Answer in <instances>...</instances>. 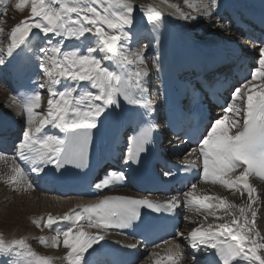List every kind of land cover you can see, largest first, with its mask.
I'll list each match as a JSON object with an SVG mask.
<instances>
[{"label": "snow or ice", "instance_id": "obj_1", "mask_svg": "<svg viewBox=\"0 0 264 264\" xmlns=\"http://www.w3.org/2000/svg\"><path fill=\"white\" fill-rule=\"evenodd\" d=\"M162 2L172 11L165 14L152 4L138 6L135 0H18L14 8L28 6L30 15L6 34L0 28V36L8 41L6 48H0V71L7 69L22 81L21 89L10 95L22 121L10 164L7 154L0 153V160L9 164L4 178L9 187H36L32 174L37 179L74 171L85 176L91 168L95 134L106 123L123 122L129 127L119 168L105 167L89 186L101 192L127 183L126 170L143 162L160 131L154 120L157 107L149 98L153 88L146 50H134L132 45L147 39L145 32L154 34L151 39L160 45L161 30L177 21L206 20L227 27L221 23L219 0H183L190 12L168 0ZM231 54L241 58L235 51ZM253 54L244 82L229 86L223 114L209 119L202 130L194 129V140L185 133L186 142L197 145L187 155L196 159H186L177 169L199 170L202 181L239 193L241 204L220 195L197 194L195 183L162 201L104 196L62 215L49 213L33 221L37 227L55 226V235L50 240L41 236L40 243L54 248L62 244L66 264H103L96 257L103 254L105 233L125 234L141 224L150 228L148 218L154 214L174 220L183 208L202 216L204 222L187 233L177 225L174 235L169 233L173 238L161 241L165 254L154 243L143 264H181L186 248L193 254L190 264H264V234L257 228L261 193L250 182V177L264 181V41L253 46ZM161 68L160 60L153 58L151 69ZM197 88L202 92L203 83L192 84L194 92ZM133 112L139 113L135 125ZM11 118L0 116V121ZM179 147L173 145L174 154ZM163 178L174 174L165 171ZM209 217L212 222L205 223ZM185 223L192 221L186 217ZM147 242L142 238L139 243ZM123 247L135 250L138 244ZM0 264H51V258L38 255L24 237L5 240L0 235Z\"/></svg>", "mask_w": 264, "mask_h": 264}, {"label": "bare ground", "instance_id": "obj_2", "mask_svg": "<svg viewBox=\"0 0 264 264\" xmlns=\"http://www.w3.org/2000/svg\"><path fill=\"white\" fill-rule=\"evenodd\" d=\"M8 2V0H6ZM220 2V8H219V16H220V11H222V7H224L226 0H219ZM136 5H148L152 4L157 6L160 9H163L165 14L169 13L172 11L171 8H168L162 0H135ZM168 3H176L179 4L181 9L185 12H190L191 9H188L184 3L183 0H168ZM1 7H4L5 4H0ZM0 7V8H1ZM194 14V13H193ZM216 17H213V20H215ZM221 23L225 24L227 27L226 28H219L216 24L214 23H209L206 20H201L199 23L193 24L191 22H185V21H177L173 24H169L166 29L169 30L168 28L171 29L172 34L176 38V41L178 44H180L183 48L185 49H201L205 53H213V52H219L223 51V54H227L233 50L235 52H243L245 54H248L251 59L253 60V46L258 45L255 43H242L239 39H237L236 34L232 33L231 25L229 22H224L221 20ZM221 32V33H220ZM143 35L147 37V35ZM133 49L137 48H145L146 54L149 52L154 51V42L151 40L150 37H147V39H141L138 44H133L132 45ZM242 54V53H241ZM221 67L225 68L224 65ZM6 72H9L7 70ZM6 77V76H5ZM6 80L3 83L4 87H0V111L1 107L3 108L4 102H9L12 106V101L10 98L11 94H16V92L13 90V88L10 86L11 84L7 82L6 85ZM152 83V82H151ZM160 94L158 95V97ZM151 100H153L154 104L157 107V112L154 114V120L157 121L158 119V108H159V103L158 99L156 96H151ZM3 104V106H2ZM7 106V105H6ZM10 107V106H9ZM8 108V107H7ZM13 108V106H12ZM15 108V107H14ZM13 113V112H9ZM223 110H219L217 113L214 112V117L218 118V115H222ZM5 115H10L6 114L5 112H0V116H5ZM11 116V115H10ZM11 119H7L4 121H0V127L2 126L1 124H6V123H13L17 124L16 129L17 132L19 131L22 121H20L19 117H17L15 114H12ZM105 125L111 126L112 123H106ZM128 122H123L120 123V131L122 133L124 129V133L122 135H125L127 137L128 130L127 128ZM48 131H53L52 129H48ZM58 131V130H57ZM125 138V137H124ZM124 138L119 139L118 141L114 140V137L111 136V139L108 140L107 137H104L105 140H102L99 142L94 151L93 159L99 163L101 161L106 160L107 158L111 157L112 155L120 157L121 150L124 146ZM156 142V141H155ZM105 148L103 151L102 148ZM117 148V152H114L113 149ZM196 148V147H192ZM190 148L189 150H191ZM8 156L9 164L11 160L13 159L12 156ZM117 162L120 164V160L118 158H115ZM186 159H191L195 160V156H188ZM19 162V161H17ZM9 164H6L5 161L0 160V186L2 188H5V192L7 193L10 191L7 188H12L9 187L5 182L4 178L9 172ZM23 166V165H22ZM119 168V167H118ZM117 168V169H118ZM127 174H128V170ZM129 175H128V180L126 187L124 189H120V192H118L116 189H111L108 188L106 190V193L104 196H116V195H121V193H127L130 195L134 196H141L137 194L136 192L132 191V189L129 186ZM31 179L35 182L36 187L34 188H27L25 185L23 188L19 190H14L13 192L8 195V198H12L11 201L6 204L5 206L3 204V210H0V214L2 218H0V231L3 232V237L5 240H11L14 238H20L24 236V230L27 227L28 229H34L36 231V234L38 235L37 237L40 238L41 236L46 237L50 240L51 236L55 235V226H53V229H48V228H43V227H37L33 221L40 219L41 217H46L47 214L51 213L53 215H62L63 213L67 212L69 209L76 208L78 206H85L89 204H93L97 202L101 197H86L85 199H77L74 197H64L60 196L58 194H55L52 192V189L50 191L45 190V187L47 185H51L52 182V175L49 173L46 176L41 177L40 179H37L34 174L31 175ZM202 181V180H201ZM204 182V181H203ZM250 182L256 186V181L254 179L250 178ZM199 182L196 184L198 185ZM204 183H209L208 186L204 185L199 188L197 191V194H215V195H220L225 198H227L230 201L235 202L236 204H241L243 201L240 197L239 193H236L235 195L231 190L225 189L221 185H213L210 182H204ZM204 190H203V189ZM3 190V189H2ZM3 196V194H2ZM261 205H264V193L261 195ZM23 202L20 204V201L18 203L15 202L14 199L16 198H22ZM1 198V197H0ZM246 199V197H245ZM260 206V205H259ZM4 208H6L4 210ZM195 216V214L188 212V210L182 208V215L181 218L184 220L186 217L188 218L189 215ZM223 213H221L222 215ZM0 216V217H1ZM213 218L209 217L208 222H212ZM198 222V221H197ZM204 222V221H203ZM222 222V221H221ZM30 223H33V225H30ZM67 224V222H65ZM15 226V227H14ZM18 226V228H16ZM63 227V225H62ZM182 229V228H181ZM33 230V231H34ZM94 231V230H93ZM190 231V230H189ZM187 233V232H186ZM1 234V232H0ZM124 237L122 235L114 233L113 231H109L105 233V243L110 242V243H115L118 240H123ZM32 245V244H31ZM43 244H37V247L42 250L43 248H47L46 245ZM165 245L160 246V253L161 255L165 254ZM53 249L54 251H46L49 253L47 257L51 258V264H66V262L63 259L64 256V249L61 244L60 247H49ZM35 250V249H34ZM37 250V249H36ZM153 247L145 249V251L142 254V257L136 262L138 264L140 261V264H143L145 260L148 259L149 253L153 251ZM38 251V250H37ZM39 252V251H38ZM52 252V254H51ZM44 255V254H43ZM192 252L188 250L187 248L185 249V255L183 260L181 261V264H190V261L192 259ZM91 259V258H90ZM96 259H99L101 261L102 257L101 255L96 257ZM200 259L203 261L204 257H200ZM186 262H185V261ZM243 264V262H241Z\"/></svg>", "mask_w": 264, "mask_h": 264}, {"label": "rangeland", "instance_id": "obj_3", "mask_svg": "<svg viewBox=\"0 0 264 264\" xmlns=\"http://www.w3.org/2000/svg\"><path fill=\"white\" fill-rule=\"evenodd\" d=\"M17 2H18V0H8V2L6 1V4L7 5L5 4L6 6H4L6 8L5 9H3L2 7L0 8V28L4 29V33L5 34L8 31H10L11 27L14 24H16L17 22H19L22 18L27 17V16L30 15V9H29L28 6H26L23 10H17V9H15L14 8V5ZM7 43H8V41L6 39H4L2 36H0V48H6ZM5 70L7 71V69H4V70L0 71V87H4L3 86V83H4V79H5V76L6 75L4 77H3V75H4ZM6 85H7V82H6ZM43 99H44V101L46 103V99H47L46 94L44 95ZM3 104H4V106H3ZM3 104H2L3 108L1 107V111L0 112H3V113L5 112L6 114H10L11 116H12V114H15V108H14L13 105H12L13 106V108H12V106H11V104L9 102H4ZM9 112H13V113L11 114ZM10 155H12V153ZM204 185L208 186L209 183L200 182L198 184V186H197V191L199 190L200 187H202ZM7 189H9L10 191H8L6 193L5 192L6 189L5 188H2L0 186V197H1L0 198V210L5 206V203L6 204H9L8 201L10 202L11 199H12V198H8V195L11 193V191L13 192V188H7ZM2 194H3V196H2ZM23 199H24V197H22L21 199L20 198H16L14 200H15V202H17L19 200L20 201V204H22ZM19 201H18V203H19ZM3 204H4V206H3ZM5 209L6 208H4V210ZM0 216H1V214H0ZM0 218H2V216ZM188 219L190 221H192V223H185V219H184V224L182 225V232H185L186 233L187 231L191 230V227H194V226H196V224H199V223L203 222V217L202 216H198V215L192 216L190 214L188 216ZM30 225H33V223H30ZM16 228H18V226ZM257 228H258V230L261 231L262 234H264V205H261V203H260V206L258 207ZM25 229L26 230H24L25 233H24V236L23 237L26 238V241H27L28 245L38 255L47 256L49 253H47L46 251H51V250H52V252L54 251L53 249L48 248V246H46L47 248H43L42 250H40L37 247V244H40V240L37 237L38 235L36 234V231L34 229H32V230L31 229H28L27 227ZM0 232H1L0 235H3V232L2 231H0ZM49 247H51V246H49ZM52 252H51V254H52ZM140 262L138 264H140Z\"/></svg>", "mask_w": 264, "mask_h": 264}]
</instances>
